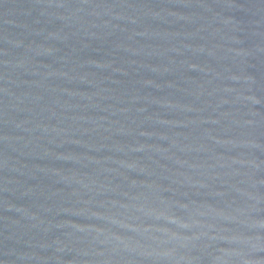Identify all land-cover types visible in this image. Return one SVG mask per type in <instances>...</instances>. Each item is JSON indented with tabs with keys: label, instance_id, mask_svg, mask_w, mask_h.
<instances>
[{
	"label": "water",
	"instance_id": "95a60500",
	"mask_svg": "<svg viewBox=\"0 0 264 264\" xmlns=\"http://www.w3.org/2000/svg\"><path fill=\"white\" fill-rule=\"evenodd\" d=\"M0 264H264V0H0Z\"/></svg>",
	"mask_w": 264,
	"mask_h": 264
}]
</instances>
